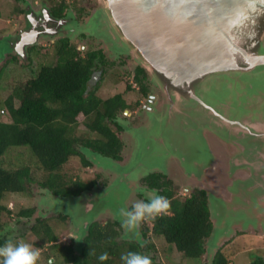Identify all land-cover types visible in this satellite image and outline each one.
Listing matches in <instances>:
<instances>
[{"label":"water","instance_id":"95a60500","mask_svg":"<svg viewBox=\"0 0 264 264\" xmlns=\"http://www.w3.org/2000/svg\"><path fill=\"white\" fill-rule=\"evenodd\" d=\"M100 1L104 6H102L103 10L107 13V18L113 23L112 34L115 35V37L104 35L107 38L106 41L111 40V45L117 52L139 59L141 61L139 66L152 78L154 85L162 93V100L147 113L140 127L131 130L126 126L125 121L116 119L124 131H131L130 133L139 139L141 147L137 151L138 156L144 154L142 158L140 155V158L144 160L143 162L148 161L146 163L149 166L145 170L136 168L139 173L129 178L128 173L133 171L130 170L131 161L135 159L133 155V159H130L126 166L111 168L115 163L114 159L89 150L85 151L88 155H93V162L100 161L101 168L112 173L115 181H112L105 191L99 192L93 187L77 197H59L50 192L51 198L58 197L52 198V202L58 206H66L67 209L64 208V210L67 213L73 207L80 214V218L88 219L86 231L96 215L109 214L125 229V234L122 235L123 241H135L141 245V233L138 229L127 230L123 226L124 217L119 212L120 208L127 207L131 191L143 192L134 186V178H138L143 172L145 174L159 172L167 176L174 164V169H177L176 172L180 173L182 178L176 177L175 182L182 180L185 187L189 184L192 187L201 186L204 171L211 167L214 169L213 164L216 162L215 173L230 179L231 184L226 189L228 197H221L222 199L219 200L207 193V203H209L213 220L208 237L210 244L208 248L216 246L218 239L224 233L229 236H224L228 240L234 229L238 228V231L249 229L253 231L260 227L264 229V187L256 186V179L252 174L250 178L245 179L243 174L238 173L237 170L240 169L233 170L242 161H245L242 164L250 170V173L251 170H255V167L244 158L247 159L246 156L256 152L262 156L261 160L255 158L256 164L264 163V154L252 149L256 146L254 142H247L246 145L242 143L246 140L245 138L251 137L260 140L261 144L258 148H263L264 116L257 113L254 115V120L252 117H244L240 121L230 119L206 104L198 94L203 83H208L214 77H218L220 81L223 78L230 79L237 84L240 76H252L257 69L264 74V0ZM161 2L165 4L163 5L165 7H162L165 12L170 10V7L172 10L176 6H179L177 13L187 12L183 15L186 22L181 23L179 19L172 21L176 15L171 11L167 12L169 19H157L156 8ZM237 4L242 5L240 10L236 13L230 12ZM97 14L98 10L95 11L93 20ZM55 24L58 25L60 22L55 21ZM3 55L5 52L0 51V58ZM261 94H263L264 102V92ZM222 106L229 113L236 111L228 102ZM125 113L128 112L125 111ZM193 126H196L198 131H194ZM145 132L147 134H144ZM187 132L195 134L191 141L197 139L198 142L204 143L209 151L211 163L203 166L201 174L199 173L202 163L198 161H203L202 156L192 157L195 165L186 175L181 164L187 159V151H185L186 154L181 153L178 144L166 142V137L171 140V137ZM153 135L155 138L151 142L147 138ZM144 140L147 142L142 144ZM235 146L238 149L237 153ZM215 148L220 149L221 153L224 149L229 152L218 160L219 157L216 156L222 155H216L215 152L218 150ZM233 148L235 151L231 153L230 149ZM230 158H232L231 161ZM123 181L128 183L125 188L121 187ZM237 184H239L238 187ZM116 185L118 187L114 189ZM110 197L115 200V203L109 202ZM255 205L258 210L254 212L251 208L256 207ZM219 211L222 213L221 216L217 214ZM240 212L242 215L239 220ZM249 220L254 221L248 222ZM226 225L230 226L229 230ZM217 227L221 230L219 235L214 237L212 235ZM82 239L81 236L75 238L74 243L77 249L81 247Z\"/></svg>","mask_w":264,"mask_h":264},{"label":"trees","instance_id":"16d2710c","mask_svg":"<svg viewBox=\"0 0 264 264\" xmlns=\"http://www.w3.org/2000/svg\"><path fill=\"white\" fill-rule=\"evenodd\" d=\"M57 45L54 61L42 65L32 77L21 80L14 93L1 101V107L5 105L11 121H0V159L10 148H28L37 165L48 174L38 186L55 196L77 197L92 189L94 181H76L71 186L61 182V176L55 172L72 157L80 158L84 166H89L90 163L82 154L83 150L118 160L122 150L119 133L123 128L115 119L123 115L125 110L138 108L139 103H127L123 93L108 98L99 96L96 89L89 87L95 55L88 54L83 58L67 39H62ZM5 66L1 65L0 76ZM135 74L134 82L138 86L136 92L146 96L147 78L139 68L135 70ZM101 77L98 83L102 80ZM115 81L120 83L121 79L116 78ZM130 91L135 89H132L131 84H126L125 93ZM14 98L19 99L17 106ZM110 123L115 129L111 128ZM80 124L85 131L76 134ZM30 174V166L7 170L0 164V202L9 194L25 193L27 185L34 182ZM144 181L151 186L150 190L155 189L169 198L171 210L169 214L161 215L154 221L145 220L151 227L145 225L141 228L142 237L162 238L166 244L173 245L183 259L199 261L205 254L204 243L212 230L206 192L194 188L181 199L171 191L172 182L159 172L148 174ZM32 212L29 208L22 209L16 217L29 218ZM2 213H7L10 217L12 211L0 204V245L10 241L6 233H3L5 222ZM37 222L38 226L36 223L28 229L39 240L33 246L42 250L48 245L53 253L50 257L62 264H123L120 258L122 253L134 251L146 255V249L154 250L151 242L143 247L135 241L119 240L121 226L117 221L91 223L77 251L73 239L68 244L58 245V237L47 223L40 219ZM104 251L109 258L101 262L97 257ZM149 257L152 264H163L156 256ZM230 262V255L219 249L209 264Z\"/></svg>","mask_w":264,"mask_h":264},{"label":"rangeland","instance_id":"374dc122","mask_svg":"<svg viewBox=\"0 0 264 264\" xmlns=\"http://www.w3.org/2000/svg\"><path fill=\"white\" fill-rule=\"evenodd\" d=\"M68 1H69V5L74 6V9H81L85 5L89 4L88 0H68ZM4 4L5 5L9 4V0H0V16H2V18L4 16L2 15L3 13H2L1 7ZM102 6H103L102 2L98 0L97 6L96 7L94 6L91 9V12H90L91 14L85 17L84 21L82 22V23L84 22L85 23L82 24L81 26H76L74 29L77 28V30L79 31V28H81L82 31L80 30V32H83L84 34H86L87 38L91 37V41L93 45L90 44V47H89L90 50L97 49L100 43L102 42L101 44H103V49L105 50L106 55L110 58H113L111 57L109 51L113 52L114 54L116 53L114 52L115 50L113 46L111 45V40L106 41L107 38L104 35H100L102 34L101 32H103V30L113 33L111 30L113 29V27L112 25H110V22H109L110 20H108L106 13H103L105 11L103 10L104 6L103 7ZM38 8L39 6H36V8L33 9L34 13H38L39 11L37 10ZM97 10H98V14L95 17V20H93L94 13ZM102 19L105 20L104 24H102L101 22ZM50 21H51V24L46 22L47 26L54 25V29H55V26H56L55 21L56 22L58 21L55 19L54 20L50 19ZM44 22L45 21L43 19V23ZM62 24L63 23L60 21V25L58 24L57 27H61L62 29H65V27L62 26ZM102 25L103 27L100 28V26ZM3 26L4 25L0 21V32H1V27ZM110 27L111 29H109ZM34 28H35V24L31 26L28 29V31H26L23 34V36L28 34L29 32H32ZM113 36L115 37L114 34ZM39 38L41 37L38 35V39ZM69 38L73 40V36H70ZM4 43L6 44L7 41H5ZM73 47H75V45H73ZM55 50L56 49L48 48L46 46L44 50L46 54L41 55L44 57L42 58L40 57L43 64H50L54 61L55 59L54 56L56 54ZM79 53L81 55L80 51ZM122 55L128 56L126 54H122ZM6 59L7 60L9 59V57H6V55H3L0 58V67L1 65L5 66L4 61ZM132 61H133V65L137 64L138 66L140 65L139 62H141L139 59L136 60L135 58H132ZM104 67H106V65ZM133 68L134 67L132 66V62H131V66L130 65L129 67L127 66L125 71H129L132 73ZM258 68H261V67H258ZM113 70L107 69V73L105 72V76H103L104 78H102L103 81L102 82L100 81L98 83L99 88H98L97 94L101 96L102 98H108L117 93H123L124 98L126 99L127 103H131V104L134 103L138 95H136V93H131V92L125 93L126 84L128 83L126 81H124V83L123 82L115 83L116 78L121 79V77L119 76L117 77L116 75H114ZM35 71L36 70H33V66L19 64L18 62H15V61H9L7 64V67L6 68L3 67V73L0 76V121H11L8 115L7 109L5 108V105L1 107L2 106L1 101L5 100L11 94L14 93L15 89L17 88V85L19 84L21 80L23 81L35 75L36 74ZM123 71L124 70H122V72ZM261 73L262 71H259L257 69V71L252 76L242 75L238 78L239 82H237V84H235L236 81L232 82L230 79L226 80V78H223L220 81L218 77H214L210 79L208 83H203V86L201 89H199L198 94L201 96L202 100L206 104L210 105L212 108L218 111L219 114L227 118L240 121L244 117H252V120H254V115L257 113L261 116H264V105H263L264 102L262 101L263 94H261L262 92H264V74H261ZM241 84L243 85V87ZM147 85H148V88H150V91L155 96V100H156V103H154V106H155L156 104L159 103V101L162 100L161 99L162 93L154 85L152 78L149 77V75L147 78ZM200 90H203V91L200 92ZM225 102H228L229 104H231L233 108L236 109V111L234 113H229L228 111H226L222 106L224 105ZM18 103H19V99L14 98V104L17 106ZM142 113L139 115L141 119V124H139L137 127H140L144 119L147 117L146 114H142ZM127 115H130V116H126L128 117V119L123 117V115H119V117H117L116 119H119L121 121H126V123H129L128 120L129 119L131 120L133 115L130 114V112H128ZM116 119H115V122L117 123ZM110 126L112 129H115V126L113 124L110 123ZM84 129L85 128L83 127V125L80 124L76 130L77 131L76 134L84 133L83 132L85 131ZM193 129L194 131H198V128L196 126L195 127L193 126ZM130 132L131 131L122 130V132L119 133V138L122 141V150L120 152V158L118 160H115V163L111 168H119L121 166H126L129 163L130 159L132 160L133 158H135L134 161L132 160L130 164V170H133V171L128 173L130 176L129 178H133V176L139 173L137 169L145 170V168L149 165H147L146 163L148 161L143 162L144 160L141 159L144 154H140L141 158H140V155L138 156L137 151L141 147L139 145V139L134 137V135H132V133ZM144 134H147V132H145ZM90 136H93V135L91 134ZM194 137H195L194 133L190 134L188 132L178 134L174 138L171 137L170 138L171 140H168L166 137L167 143L174 142L178 144V146L180 147L181 153H185V151H187L188 153L187 159H185L183 163L181 164L182 168L185 170L186 175L189 174L190 171H192V169L194 168L195 163L192 160V157L194 156L200 155L202 156V159H203V161H200V160L198 161V163H202L199 174H201L203 166H206L207 163H211V157L209 156L210 154L207 149V146L204 143L198 142L197 139L194 141H191ZM154 138H155V135L150 136L147 139H150V141L153 142ZM245 139L246 140L242 142L244 145H246L247 142L249 143L254 142L253 144H255L257 147L255 146L252 149L261 151V153L264 154V146L263 148L262 147L258 148V146L261 144L260 140L252 139L251 137L245 138ZM180 140L183 142H181ZM145 142L147 141L144 140L142 144H145ZM178 149L179 148H177V150ZM235 149L237 153L238 149L236 146H235ZM216 150H218V152H215L216 155L218 154L222 155V156H216L217 158L219 157L218 160L222 158L225 155V153L229 152V151H226L225 149L224 151H222V153L220 149H216ZM230 150H231V153L235 151L234 148ZM85 151L88 152V150H83L82 154L85 160L90 163L89 166H84L80 158L72 157L71 159L68 160L66 164H64L59 169V171L55 173L61 176L60 177L61 182L67 185L72 186L73 183L76 181H80L84 183L94 181L95 183L93 185L94 190L99 191V192L103 190L105 191L106 187H108L112 181H115L114 176L109 171L101 168V166L99 165L100 161L96 160L98 164L95 161L93 162L94 160L93 155H88ZM253 154L254 153L246 156L247 159L244 158V160L249 161L250 164H252L255 167L256 171L251 170V173H250V170L247 169V167L242 164L245 161H242L241 164H237L238 167L233 168V170L240 169L237 171L239 174H243L245 179L246 177L250 178V175L252 174L254 178L256 179V183H255L256 186L259 188H262L264 187V163L261 165H257L255 162L256 161L255 158H260L259 160H261L262 156L258 152H256V154L254 155ZM132 155H133V158H132ZM229 160L231 161L232 158H230ZM0 164H2L3 167L7 170L16 169L22 166H30V173H31L30 175H31V178L34 180L33 183L27 185L25 193L9 194L4 200L0 202L1 205H3L4 207H7L8 209H11L12 211V215H10V217L7 213H2V217L5 222V228L3 230L4 231L3 233H6V237L10 241H13V242L25 241L32 245H34L36 241L38 242L39 240H37L32 235V233H30V231L28 230L30 227H32L36 223L38 226V222H37L38 219H40V221L42 222H46L47 225L52 229L54 234H56V236L58 237L56 244L58 245L68 244L70 242V239L75 240V238H78L79 236L83 238L84 236H86L87 231L85 229V226L89 222L88 219H84L85 217L80 218L79 217L80 214L77 211H75L73 207H71L69 213L65 212L64 208L67 209L66 206L65 207H63L62 205L58 206L52 202V198L56 199L58 197L51 198L50 191L38 186V183L40 181H44L47 178L48 174L44 173L42 169L37 165L36 161L33 158V154L30 152L28 148H25V147L10 148L5 153V155L0 159ZM213 166H214V169L213 167H211L209 170L204 171L205 172L203 175L204 179L202 181L203 183H201V186L192 187L191 184H189L187 189L189 191H191L194 188L203 189L206 192V194L210 193L219 200L222 199L221 197H228L229 194L226 193L227 192L226 189L230 186L231 180L228 178L220 177L215 173L217 171L216 162L215 164H213ZM251 168L254 169L253 167ZM176 171L177 169L176 170L174 169V164H173V167L170 168L166 178L172 182L171 188H170L171 191H173V193L176 196L183 199L184 196H181V193H183V189L185 188V183L183 184L182 180H178L177 181L178 183L175 182L174 179H176V177L178 176H179V179H182L180 176V173ZM245 172H247V174H245ZM172 174L174 177L172 176ZM146 176H148V173L145 174L143 172V174H140L138 178H134V181H133L134 186H136V188L138 189H141V191L143 192L141 193L142 195H139L140 192H138L137 190L131 191L130 200L128 201L126 208L130 209L137 200H142V198L143 199L149 198L148 194L150 192V189L149 190L147 189L145 185L146 183L144 181ZM127 185L128 183L124 182L123 184H121V187L125 188V186ZM238 186L239 184H237V187ZM117 187L118 185H116L114 189H116ZM184 194H187V193H184ZM109 202L115 203V200L112 197H110ZM255 206L256 207L252 206L251 208V210L254 212L258 210L257 205ZM27 208L33 210L32 215L29 218L19 217L18 219L16 217V214L20 210L27 209ZM88 208H90V206H88ZM208 208L210 212V220L213 221L211 217L209 203H208ZM217 214L218 216L222 215L220 211ZM241 215L242 213L240 212L239 218H238L239 220H240ZM108 221L114 222L116 220L109 214H100L99 216L96 215L93 219V222L106 223ZM252 221L254 220H249L248 222H252ZM145 225L151 227L150 223H147V221L146 222L143 221L140 223L139 227L137 228L138 231L140 232L141 228ZM226 226L228 227V230H229L230 226L229 225H226ZM255 226H260V225H255ZM220 230H221L220 227H217L215 233L212 236L217 237L219 235ZM124 231L125 229L120 227V230H119L120 233L118 237L119 240H122V235L125 234ZM224 234H222L221 237L218 239L217 245L213 246L212 248H208V246L210 245L208 243L209 239L207 238L205 240V243H204L205 254L199 261H192V260L189 261V260L183 259L182 255L176 251L174 246L166 244L162 240V238H155V237L151 238L150 237L149 239L147 238L144 239L143 237H141V240H142L141 246L144 247L147 242L153 243L154 250L150 251L146 249L145 253L147 256H156L158 260L163 264H199V263L209 264L214 254L219 249H222L225 253L230 255L231 257L230 264H248L249 252L253 253V251L260 250L261 252L264 253V229H261V227L253 231L250 229L246 231H238V228L236 230L234 229L233 233L230 234L231 236L228 240H226V238L224 237V236H228L227 233L225 235ZM75 249L76 251L78 250L76 246H75ZM39 251H40V259L38 261V264H48V262H50V264H62L61 261L58 262V260H56L54 257H50L53 255V253L51 252L48 245H45L44 248L42 250L40 249ZM47 257H50V259L48 260Z\"/></svg>","mask_w":264,"mask_h":264},{"label":"flooded vegetation","instance_id":"af4514ba","mask_svg":"<svg viewBox=\"0 0 264 264\" xmlns=\"http://www.w3.org/2000/svg\"><path fill=\"white\" fill-rule=\"evenodd\" d=\"M97 1L98 0H88L89 4L85 5L83 8L74 9V6L69 5L68 0H9V4H4L1 7L3 13L2 15L4 17L2 18V16H0V21L4 26L1 27L0 32V51H4L6 57H9L8 60L6 59L4 61L6 67L9 61H15L19 64L33 66V70H36L35 73H37L39 68L44 65L40 57L42 58L44 56L41 55L46 54L44 52L46 46L48 48L56 49V47L58 46L57 44H59L62 39H67L71 46L75 45L77 50L81 52V56L83 58H86L88 54H94L95 56L93 58V73L89 83V87H93V89H96L98 92V80H100L101 76V79L104 78L103 76H105V72L107 73V69H114V75H116L117 77H121V83H124V81H126L128 84H131L132 89H135V91L130 92L136 93V95H138L135 101L139 103V106L136 109L132 108V111L125 110L133 115L131 120H128L129 123H126V126L130 127V129H135L139 124H141L139 115L142 112H144L142 114L147 115V113H149L153 108L154 103H156L155 96L150 91V88L147 89L146 96H143L142 94L136 92L138 91V86L134 82V79L136 78L135 70L137 68L141 69L143 71V75L146 76V78H148V74L141 66H138L137 64L133 65V61L130 55L124 56L121 54V52H117L114 49L115 51H113L116 54L109 51L111 57L113 58L108 57L105 50L103 49V44H101L102 42L97 49L90 50L89 47L90 44H92L91 37L87 38L86 34L80 32L81 28H79V31L77 30V28L74 29L76 26H81L85 23L82 22L84 21L85 17L91 14V9L94 6H97ZM163 5L165 4L161 2L158 5L159 7L156 8L157 13L155 15L157 16V19H169V13L167 14V12L171 11V13L176 15L173 17L172 21H176L177 19H179L180 22L182 21L181 23L186 22L184 21V19L186 18H184L183 15L187 12L177 13L179 6L174 7L172 10L170 7V10H167L165 12L162 8L165 7ZM36 6H39V8L37 9L39 10L38 13H34L33 11ZM151 14L153 15L152 12ZM155 15H153V18H155ZM43 19L45 21L44 23ZM50 19H55L58 21V23L61 21L63 23L62 26H64L65 29L57 27V25L55 26V29L54 25L47 26L46 22L51 24ZM101 22L102 24H104L105 20L102 19ZM109 22L110 25L113 24L111 20ZM34 24L35 28L32 30V32H29L28 34L23 36V34L28 31V29ZM102 27L103 25L100 26V28ZM109 29H111V27ZM101 33L102 34L100 35H113L111 32L104 30ZM38 35L41 38L38 39ZM70 36H73V40L69 38ZM5 41H7L6 44L4 43ZM131 62L132 66L134 67L132 73L129 71H125L127 66H131ZM105 65L106 67H104ZM122 70L124 71L122 72ZM102 81L103 80H101V82ZM125 111L123 113V117L128 119V117L126 116L130 115H127ZM145 185L148 190L151 189V186L148 183H146ZM185 192V189H183V193ZM248 259V264L258 263L260 261L264 262V253L260 250L253 251V253L249 252Z\"/></svg>","mask_w":264,"mask_h":264},{"label":"clouds","instance_id":"9594fccd","mask_svg":"<svg viewBox=\"0 0 264 264\" xmlns=\"http://www.w3.org/2000/svg\"><path fill=\"white\" fill-rule=\"evenodd\" d=\"M188 187H185V193H189ZM200 189V188H198ZM147 200H137L130 209L120 208L119 212L123 219V226L131 231L139 227L145 220H155L161 215H167L171 210V201L168 197L160 194L153 189L149 192ZM186 194H181L185 196ZM208 204V203H207ZM106 251L101 252L97 259L101 262L108 260ZM123 264H152L149 256L139 252L128 251L121 254ZM40 251L34 248L32 244L20 241H7L0 245V264H38Z\"/></svg>","mask_w":264,"mask_h":264},{"label":"bare ground","instance_id":"6f19581e","mask_svg":"<svg viewBox=\"0 0 264 264\" xmlns=\"http://www.w3.org/2000/svg\"><path fill=\"white\" fill-rule=\"evenodd\" d=\"M241 6L242 5H240V4H237L236 6H234L231 10H230V12H238L240 9L239 8H241ZM234 14V13H233Z\"/></svg>","mask_w":264,"mask_h":264}]
</instances>
